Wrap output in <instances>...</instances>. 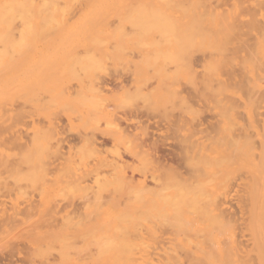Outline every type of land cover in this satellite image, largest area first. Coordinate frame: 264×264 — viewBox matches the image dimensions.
<instances>
[{"label":"rangeland","instance_id":"obj_1","mask_svg":"<svg viewBox=\"0 0 264 264\" xmlns=\"http://www.w3.org/2000/svg\"><path fill=\"white\" fill-rule=\"evenodd\" d=\"M22 1H23L22 2L23 7L26 8V6L29 5L27 6V8H30L29 15L31 16L32 14L31 20L28 19L30 23L29 35H26L25 36L26 40H24L25 43L27 42L26 45L28 44V47L24 46L23 48H20L22 51L19 50L18 47L19 35H17V32L19 31L20 27L17 25L19 21L17 20L16 17V19L14 18V20L16 21L15 24L16 26L14 27V29H16L14 30L15 31L14 37L17 38V42L15 43L16 50L12 57L11 67L5 73L4 71H0V124H1L0 126H2V128L0 129L2 133H0V135H3L0 136L1 137L0 220L5 218L4 220L10 221L9 223L7 222L8 223L7 224L6 221L2 220V222H4L3 225L2 222H0V227H3V231L2 228L0 229V264H47V261L48 264L50 263L51 264H89V262H93L95 256H96L95 262H109V261H115V259L118 260L119 262L121 261L123 262V260L126 259V256L127 257L131 256V254L129 253H132L134 251L133 248L129 249V247L131 246L133 247L134 245L135 248L136 246L135 242H134L135 244H133L129 241L131 240L133 242L132 240L133 238L130 236L131 230L133 228L136 229L135 225H137L138 222L134 219H137L139 215L144 217L146 221L147 219H150L148 223H150L151 221L150 225L146 224V221H144V223H141L142 220L141 216L139 217V220L141 219L140 224H142L141 227L140 225L139 227L140 229L143 228L145 232L146 229L144 227L146 228L148 227L147 228L148 231L149 228L152 229L154 227L152 226L153 224H156L155 227L157 228V230L160 226L163 227V224L165 223H167L166 224L167 226H164L165 227L164 229L163 228L159 229L160 233L163 230H165V232L164 231L162 232L163 234L157 232V230H155V227L153 228L154 230L153 229L151 230L153 232H150V230L146 232L149 235L150 234L152 235V233L156 231L157 233H155L156 234L155 236L157 237L155 238H158L159 236L158 241L157 239L154 240L155 238L153 235L152 236L154 239L152 240L151 237L150 239L155 242L150 241L147 236L146 239L137 237L138 238L137 242L139 241L138 242L139 244H137L136 248L140 245V242H143L142 239L145 240L144 244H148V245H154V243L157 242V245L159 244L160 246L161 244L164 243V245H162V247L164 246V248L166 246H169V244H171L172 242L173 244L176 242L177 243L180 242L179 241L180 239L182 241V244L180 243L181 247L179 246L180 245L179 243L178 245H176V247L178 246L177 249L178 251L180 248L183 250L184 248L187 250L188 247L189 249H193L191 246L188 245L189 243L187 241L192 240V238H194V235H197L196 233L198 234L200 233L199 235L201 236L200 237L202 240L201 242L203 243L204 239H202V235L207 233V230L211 228L210 226L215 225L213 222L214 215H211L212 218H209L210 217L209 214H212L215 211V209H213V207L211 208V204H210V206H208L209 208L207 209V211L204 210L207 208V204H209L210 201L213 202L212 199H214V202L215 200L218 202L219 199H220L219 201L221 202L225 201L227 203V204L225 203V206L228 205L227 200L231 201L229 203L230 205H228V209L230 213L231 212L232 214L234 213L231 216L232 217L235 216L236 218L234 217V219H231L229 222L228 220L230 219L231 216L230 217L228 216L230 215L229 213L227 215L224 214L227 213V207L224 206L226 208L225 209L226 212L223 211L224 212L223 215L229 217V219L227 220L225 219L226 228L216 223L217 224L215 225L216 228L213 227L212 231H208V234L209 232H211V235L213 237L210 234H209L210 236L204 235L210 237L211 240L214 241V243L212 241L208 242L209 239L205 238L206 242L208 243L204 242L203 244L207 245V247L210 246L209 248H211L212 246L214 248L216 247V245H218V243H220L219 240L223 238L227 239L228 236L230 237L231 236L229 235L230 232H232L231 234H234L236 240L237 231L235 232V230L239 231V228L241 227L240 226L238 228L237 225L239 226V224H241L242 221L244 220V219L241 220V218H246V216H249L248 214L250 213L249 211H252V209L249 210V208H252L251 197L254 196L255 199L264 197V194H262L261 192L263 190L264 193V176H263L264 170L262 167L259 166H258L259 168L257 169L260 170V172H258V170L255 171L253 168V164L257 162V159L260 155L259 152H264V149L262 151L258 150L262 146H263L262 148H264V145L261 146L259 142V138H261V136L264 135V134L262 135V133L264 132V130H262L264 129V125L262 127L261 124V122L264 123L263 122L264 115L262 114V112L264 113V91H263L264 77H261L263 79L262 81L260 76L257 75L260 72L259 74L261 76L262 75L264 76V72L263 74H261L262 70H260L263 69L264 66L263 65L264 41L260 40L262 39V35L259 38V34H261L260 31L264 30V25H261V29L259 28L257 30L260 24H264V17H263L264 5H262L263 1L262 0H46L45 2L42 3H40V1H36V4L37 3H40V5L46 4L49 11L52 9L65 11L66 14L64 13L63 16L67 17L68 20H66L64 24L58 22V24L61 23L62 25L60 24L58 25L56 22L52 24V22L50 23L49 21H48L49 23L48 25L44 23L42 24V22H40L42 24L40 25V23L35 19L34 16L35 11L32 6V2L30 0L29 1L27 0L29 3L25 2L24 0ZM24 2L28 4L26 5ZM128 4H132L134 6L140 5L141 7L144 6L149 7V6H153V4L156 5L155 7H158L168 4L173 7V11L169 15L174 17H179L180 19L174 20V22H172L173 26L172 25L165 27L153 26L152 28L148 27L147 29H149L150 31L148 33L142 27L144 29L143 33L145 32V35H143L142 33L141 34L142 36L140 38L131 41L130 40L126 41V38H128L127 37L128 34L126 33H129L133 27L128 26L127 24L128 22L126 23L125 21L123 22L117 21L115 16L116 14L120 13L118 12L119 11L118 9L121 6ZM238 4H240V7L242 8L243 6L244 8H248L251 6V8L249 11L247 12L245 11L246 12L245 14L239 15L243 9H241V11L239 12L238 6H236ZM252 5L253 6L255 5L254 8L255 7L257 8L258 6L260 7L261 5L260 8H262L263 10L262 9L260 10V8L254 9L252 8L253 7ZM251 9L252 11H254L253 13H256V15L254 14L256 19L259 18L261 19V21L260 20L257 21L256 29L253 28L249 29V27L248 28L242 27L243 21L244 22L246 21L245 23H247L248 21L251 20V19L247 20L251 17L249 16V12L250 14L252 13ZM22 10H24V8ZM244 10L242 13H244ZM256 10L259 12H257ZM29 11L27 12L29 13ZM237 13L238 16L240 17V18L237 17V20L240 19L239 21L242 22V24H240L242 27V28L240 27L242 31L240 30L238 23H235L236 18L234 17ZM247 13L248 15L246 16ZM190 19H191V23H190ZM36 23H39V25L36 26ZM185 23H189L190 25L188 26ZM231 23H235L236 27L233 24L232 26ZM249 23L250 22H248V24ZM43 25H45V27H43ZM13 26L14 25L12 24V27ZM237 26L239 29L237 28ZM245 26L247 27V25ZM229 27L231 28L229 29ZM236 29L238 30L237 33L235 32L237 31ZM243 30L247 33L249 30H251L249 31V33L251 32L255 33V36L254 35L250 36L249 33H248L249 35L246 33L245 34L246 37H245L244 35L245 32ZM240 32L242 33L244 32L243 36L242 33L239 35ZM235 35H237V38H241V43L244 42L245 44L248 41L249 46L248 44L245 45L244 46L245 49L247 48V46H248L247 48L248 50L250 46H252L250 47L251 49H254V55L252 56L251 54H253L252 53L253 51L250 52V54L249 52L248 53L246 52L244 54L243 53L244 51H242V47H240L241 51H238L240 55L239 57L242 58V55L247 54L246 56L243 57L245 60L244 61L242 59L243 62L239 60V57L237 55L234 56V54L237 53L235 52V50L233 52L234 47H236L235 44L242 46V44H240V41L239 43H237L238 39L235 38L236 37ZM238 36L244 37V40L242 37H238ZM255 37L257 39L256 41H255ZM95 38H97V42L91 43L93 39H94L93 42L96 40ZM159 45L160 47L164 46V49L166 50L163 52L158 50ZM91 47H98L105 49L107 48L112 49L115 47L116 49L119 48V53L117 52L118 54L114 55L113 57L114 59L113 58L110 59L107 57L108 59L105 58L104 60L101 61V63L99 62V64H96V66L94 65L95 67L94 66L90 67L89 64H88L89 66H86L88 62H86L87 59L83 55L85 49ZM152 48H155L154 53L153 51H151ZM148 49H151L149 51H151L153 54L155 53L159 54L161 52L162 54L160 53L159 56L157 55L158 56L157 59L159 60L160 58L161 60L159 61L154 60L155 58L153 57L154 58L153 59L149 55L150 52H148ZM156 49L159 52L158 51L156 52ZM235 49L237 50L238 48ZM146 52L149 53L148 54L149 56L146 55L147 54ZM224 54H228V56L229 55L232 56L230 58L231 61L222 59L225 57ZM161 55L164 57L161 58ZM81 56H83L84 59L86 60H84L83 57L79 60V57ZM219 56L221 60H219L220 59ZM247 56L249 57V60L247 59L249 63L245 59V57ZM250 57L253 61L255 59L254 63H256L257 60V63L255 64V66L257 65L256 68L258 67L259 63L260 65H263L262 68H260L259 65V68L256 70L254 68L253 62H252L253 63L252 66ZM151 58L155 62L152 61ZM227 58L229 59V57ZM13 59L15 61H13ZM150 60H151V64L153 65L149 64ZM220 61L223 62L229 61L228 66L230 67L227 68L232 69L230 70L229 73L233 75L229 74L228 77L236 80V81L233 80L234 83H232V80L231 82H228L229 86L232 83V87L234 86L233 89L228 88V85H227V89H224L226 87L223 81H225L226 78L224 77L225 75L227 76L228 71L224 75V72H226V70L222 71V67H226V65L225 66L223 65L220 69L218 65L220 64L218 63ZM240 61L243 65L240 63ZM238 63L241 64L242 66L239 65ZM154 64L156 66H154ZM237 65H239L240 68H245L244 70L243 69L242 70L245 71L247 75L244 74L245 76L243 77L245 78L247 77L248 79L251 78L250 81L248 80V83L251 82L252 84L253 82V84H255L254 85L255 87L251 86V84L248 83L247 86H249V88L245 86L246 85L245 80H247V78L246 79L241 78L243 81L240 79L241 70L239 68L240 73L236 71V69L238 70ZM244 65H248V66L246 67ZM114 72L116 74L117 73L128 74L127 75L128 78L126 82L128 91L126 90L125 94H121L120 92H118L119 89H117L116 91L117 93L111 94L110 92L104 91L102 92L101 95L97 89L98 87L96 86V84L101 83L103 79L109 78L110 76H112V74H114ZM130 72H135L136 76L134 77L136 79L131 80V77H129ZM254 72L255 73L257 72L256 76L257 79L260 78L258 79L259 81H257L256 76L253 77ZM237 73L240 74L239 77L236 76L238 75ZM52 76L55 77L56 79L55 82H53L54 80L52 79ZM220 77L221 79H223L222 81L219 80ZM228 77L227 80L225 81L226 84L227 81H229ZM238 78L239 80H237ZM206 79L209 81H207ZM205 80L210 84L208 85V89L204 88L206 83ZM203 81L205 83H203ZM237 81H241L242 84L245 82L244 83L245 85H241L240 82L239 84L240 87H239L238 84H236ZM221 82H223V85H220ZM217 83L220 85V87L218 86L219 88L217 87ZM235 84L238 86V89L241 88L240 89L241 92L240 90L237 89V86ZM211 85L213 86L212 88ZM250 86L251 88L253 87L255 90L253 88L250 89ZM246 87H247V91L249 89V91L251 90L252 92L249 93L248 91L247 93L249 95L245 92ZM256 87L257 89L260 90L262 89V90L261 91L256 90ZM209 88L212 90L210 91ZM220 88L222 90L221 93L220 91L218 92ZM242 89H244L243 93H242ZM206 90L207 91L209 90L210 92L209 91L207 92ZM257 91H260L258 93L261 96L257 94ZM68 92H71V94L76 97V98L73 97L75 99L74 102L67 101L65 99L66 97L65 95H67ZM244 92L249 96L248 98ZM255 92H256V96L255 94H253ZM222 93H223V98H225L224 97V93H225V95L227 94L230 96L231 99H233V102L235 97L236 100L239 99L238 101L241 102L235 101L236 103H238V105L236 104L237 107L235 106V108H234L235 102L234 105L231 102H226L224 104L225 99L224 100L222 99ZM251 96H253L254 98ZM257 97L258 99L261 98L260 102H258L259 100L256 99ZM228 99L229 98L227 97V100ZM249 99H251L250 100L251 102H249ZM252 102L258 103L257 104L258 108L256 107V104L253 107L254 113L257 112L256 114L253 113V109L251 110ZM250 103L251 105H248ZM231 104L233 105L232 106L233 110L234 109L238 110V111L234 110L236 114L234 111H232V109H230ZM239 104L240 105L243 104L241 105L243 106V108L240 107ZM221 105L222 106L224 105L225 107L228 106L226 110L230 109L228 111L230 112L228 114L229 120L227 119L228 116L226 117L227 114H224L227 111L223 112L225 108L223 106V110H222ZM102 107L103 109L107 108L105 109V111H109L110 113L108 112L107 114L106 112V114L104 113L105 115L101 116L102 113H100L99 109H102ZM134 107H136L138 109L137 112L139 113L140 111V114L142 115L139 114L136 117L135 115L128 116L129 109L137 110ZM240 110L242 111L240 116L243 119L242 121L240 120L241 118L239 117V115L237 116V112L238 114H240L239 113ZM94 111L96 112V114H93L95 113ZM98 111L100 114L98 113ZM141 111L144 113H141ZM97 113L100 116L96 117V115H98ZM259 113H261V116L258 115ZM92 114L94 115V117L92 116ZM223 115L225 118L222 117ZM254 115L255 117L252 118V116ZM256 115L259 116L258 117L259 119L256 118L257 117ZM118 116L120 117L125 116L127 117V119L131 118V121L133 123L130 124L131 130L129 129L128 130L129 132L127 134L129 135V140L128 139L125 140L126 139L125 136L123 137L124 140H122L123 138L121 137V140L118 139L116 143H113L114 141L112 142L109 135H111L113 131L117 130V128H115V126L117 127V123H119V127H121L122 125L123 128L125 127L127 128V126H125L126 124L123 121L119 120ZM235 116H237L238 118L237 117L235 118ZM244 118H246V120ZM88 119H90L91 122ZM115 119L117 120V123ZM220 119L221 122H219ZM226 120L227 121L232 120L230 121L232 122V125L234 122H235L234 124L236 125H233L234 127H232L230 125L231 123L227 122ZM259 120L260 122H258ZM256 121L258 122V124L255 123ZM144 122L145 124H143ZM225 122L229 123V125L231 126L230 128L231 130L232 128H234L235 130V131L232 130L230 132L237 133L238 131V130L236 131V129L238 128L237 126H239L238 129L240 131L242 132L244 131L246 132V134L251 131H252L251 133H253L254 131L253 133L254 135L252 134L253 136H249V140L248 141L246 140L247 142L250 141V143L249 144L246 143L244 145V137L241 136L243 135L242 132H240V134L242 133L241 135L238 133L240 138H238L235 133L233 134L228 132L230 129L229 127H227L228 125ZM242 122H245V124L243 123L242 125ZM120 123L122 124L120 125ZM246 124L250 125V128H248L250 129V131H248L247 129V127L249 126L245 127ZM260 126L261 129L259 130ZM243 127H245V129ZM115 132H116L115 135H117L118 132L117 131ZM104 133L105 134L108 133V136L106 137L103 136L105 137L104 138L105 140L102 141L103 137L101 136L105 135ZM131 133L134 135L133 137H131L132 136ZM229 134L230 135L233 134L237 137L236 139L235 136H233L234 138L231 137L234 139V141L238 140L236 147H235L236 143L235 145H232V143H234L233 140L229 141L231 139L229 138L230 137ZM246 134L244 133V136H246L247 139V136L250 135V133L248 135ZM92 135H95L93 137L95 139H98L99 141L101 140L102 142H104L105 145L103 144V146L93 148L89 141ZM257 135L260 137H257ZM219 136H222L220 137L221 139L223 138V136H225V140L222 141L223 142L222 144L221 143L216 144L218 142H221ZM228 138L229 140H227ZM255 138L258 139L257 141L258 143L253 140ZM11 139L12 140L14 139V142L13 141L11 142ZM154 139L155 142H153ZM215 139L217 140V142ZM109 140H111L110 143ZM252 140L254 143L256 142L257 144H253ZM224 141L232 142L231 144H229V148L226 147L228 145H226L227 143H225ZM241 142L243 143L241 144ZM54 143H57L58 145H55ZM252 144H253V148H251ZM254 145H259V146L258 147L255 146L256 147L255 148ZM148 146L149 148H147ZM197 147L198 149H200L198 150L199 153L196 151ZM225 147L226 150L224 149ZM238 147L241 148L240 151ZM232 148L236 149V150L234 149L233 151V155H232L233 157L230 155L232 154V152H230L233 150ZM140 149L143 150L140 152ZM243 151L246 154H244ZM254 151L256 152L258 151V152L256 153ZM243 154L245 156H243ZM223 157L224 159H226V157L228 159L229 157L228 161L231 164L227 161V159L225 160V162L227 161L226 164L225 162L221 163L220 165L221 168L222 167L225 168L224 170L226 172L230 170L227 174L225 172V174L227 175L226 176L222 168L220 170V172H222L220 174L222 176L221 177L219 175V172H217L219 171L220 168L218 169V167H215L216 166L215 163H218L220 160L222 161ZM118 158H122V161L119 160ZM157 160L159 161L156 162ZM162 160L164 162H162ZM98 161H100L101 167L104 166L102 162H105L106 165L107 163L119 161V163L122 164L120 165L122 166V171L123 174L125 175L124 178L126 179L123 180L121 178L118 179L122 180L123 183L126 182L127 186L124 185L125 183L121 184V183H116V181L114 182L113 178L111 180V177H113V175L111 172H109L111 170L110 168L108 169L107 166H104V168L105 167L107 168L106 171H105L106 168L102 169V171H100L101 167L100 169L99 167L95 168L94 166L97 167V165L94 164H97ZM209 164L212 165V168L211 166H209ZM92 165H94L93 167L100 172L96 176L92 175L93 176L92 177L90 175L91 177L90 176L86 177L85 171L86 172H88V170L90 171ZM200 166L205 171L203 169L201 170ZM205 166L208 168H205ZM237 167H239L240 169L239 168L237 169ZM86 168L87 169L90 168V169L87 170ZM191 168H195V170L199 168L201 170L199 171L205 172V175L203 173L202 176L200 175L199 177H197L201 173H198V169H197L196 172L198 174H195L194 173L195 170ZM210 168L211 170H209ZM243 169L246 170V172L243 171ZM83 171L84 173H82ZM192 171L194 174H192ZM209 171L212 172V175L213 172L216 173V176L213 175V177H207L206 176L207 173H208L207 175L210 176ZM240 171L241 173L243 171V174H241ZM247 171L249 175H251V176L248 175L249 176L248 180L250 178V181L248 182L246 179V182H244L245 176H247L246 174H248ZM236 173L238 174L237 175L238 177L240 176V174L241 176L243 175L244 177V179L242 177L243 182H240L242 181V179L237 178ZM251 173L254 176L253 178H255L254 183L256 181V185L255 188L253 185L251 190L248 189L253 194V196H251L252 194L249 192V195H247L249 196L247 198V200H249L248 203L247 200L245 201L246 194H243V192L245 193V190H243L244 188L243 189L240 188L245 186L247 183L248 184L245 186V188H247L248 185L252 186ZM79 174L81 175L84 174L83 176L86 177L87 180L84 179L85 181L84 182L83 179H81V177L83 176ZM191 174L193 175V178ZM78 176L79 177L81 176L80 180H82L83 183L78 180L79 179ZM182 177L184 178V180L181 179ZM235 177L236 180L238 179L240 181L237 182L235 181L234 183L233 180H235ZM208 178L210 179L214 178V180L212 179L213 181H210L211 183L208 182L209 185L206 184L205 186H203L204 183H206L205 181L208 180ZM180 179L184 182L183 185L180 188L178 187L177 189L178 190L184 189V191H186L185 188L189 186V189L187 187L188 189L187 194H189V195L186 194L188 198L187 200L191 201V199H189L190 194H193L194 197L191 196V198L193 200V203L195 204H193L191 201L189 203L191 204L190 206L187 203L188 201H186V199L184 198L186 197L185 194L181 193L182 195H184L183 196L184 200L180 195L181 197L180 201L181 202L186 201V203L182 202V205L179 206L178 204L179 200L177 199H180V197L179 198L177 197L178 195L175 192V190H173L175 189V187L173 188V186L174 185L176 186L178 182L179 183L182 182ZM222 179L224 180L227 179V180L223 182ZM120 180L117 181L119 182ZM186 180L187 182H190V184L187 183ZM185 182L187 183V185L184 186ZM218 182H222V184L221 183L218 184ZM239 182L241 183L242 186L240 185ZM233 183L235 188L233 187ZM236 183L239 184L238 187ZM242 183H246V184L243 185ZM144 184H145L144 187H148V189H152L155 191L159 190V193L161 194H158L159 196H157L155 195L156 192L151 190L149 191L148 189H147L148 191H146V188L143 189V187H142L143 191L141 190L140 193H143L145 190L146 191L144 192L145 194L144 193L142 195L139 194L138 190H140V187L143 186ZM227 184H230V186L232 184L231 188L229 185L226 186ZM210 185L213 187L212 188L213 190L211 189ZM223 186L226 188H224V190L222 191ZM236 187L238 188V190L240 189L239 190L240 192L236 190L237 189ZM215 188L217 189L215 190ZM203 189L205 190L202 192ZM253 190L254 191L257 190V191L254 192ZM172 191L176 193L177 196L176 195L175 196L177 198L172 196L175 194V193L172 194L173 193ZM220 191H222V193L224 192L223 195ZM235 191H238L239 193L237 192L236 194ZM241 191L243 192L241 193ZM150 192H152L151 194L155 193L154 196L149 195ZM201 192L203 193V195ZM208 192L211 194L210 195L211 198L215 194L218 195L219 192L220 195L218 196L215 195L214 196L215 198H212L210 200L208 199L210 198L208 194L205 200L203 196L205 197ZM225 192L230 194L228 199L226 197L228 196V194L225 195ZM164 194L167 195L169 194V195L167 196ZM239 194L245 195L242 196L244 199L240 198L241 195ZM200 195H202V198L200 197L201 199L199 198ZM236 195H238L239 198H237ZM155 196L158 198H156ZM165 196H166V200H165ZM220 196L221 198H219ZM223 196L226 197L225 200L222 199L224 198ZM159 197H161V199H159ZM168 197L171 200L173 198H176V200L178 201V202L176 201V203L174 204L175 207L178 206V208L174 207L175 210L176 209L177 211L179 210L178 212L176 211L177 213L176 212L173 213L174 209L170 207L172 206L171 203L173 200L170 203V200L167 199ZM144 199L146 200L144 201ZM162 199H164L165 202L170 203L169 207L173 210V212H171L172 210H170V208L167 207L168 204L163 202ZM198 199H200V201H203L201 202V204L202 203L204 204V200H205L206 204L205 205L202 204V206L199 207L198 204L200 203L198 202L200 201H198ZM99 200L101 203L96 202ZM150 200H156V201H150ZM236 200H238L237 203H235ZM239 200L241 201L244 200L245 202H247V205L248 204L249 205L245 206L244 204L246 203L244 202L243 204L242 202L243 204L242 206V204L239 203ZM153 202L155 204H153ZM162 203L165 204V206L169 208V210L167 208L165 209V206H163ZM156 204L159 206V208L160 206H163V210L157 208L158 206ZM176 204L178 205L176 206ZM185 204L186 205L188 204V206L190 207H187ZM195 205L198 206L195 207ZM183 206H185L186 209ZM244 206L247 207V209ZM191 207L192 210L193 208L198 209L202 207L204 211H202V209L199 211L198 209L197 212L196 210L192 212ZM139 208L142 211H139L138 213ZM242 208L243 209L245 208L248 212L245 209H244L245 211H243ZM156 209L157 210L159 209V211H157ZM238 209L241 211H239ZM136 210L137 212H135ZM17 211L18 213L16 214L15 212ZM210 211L212 212L210 213ZM242 211L245 213L247 212L246 214L248 215L246 214L244 215ZM50 212L53 213L47 215V213ZM54 212L57 214H55ZM157 212L162 213V215L160 216V214H158ZM168 212L172 214L170 215L168 214ZM201 212L204 213L205 215L201 214ZM95 213L98 214L96 215ZM156 213L158 214L159 217L157 216ZM192 213L195 214L193 215ZM238 213L240 216L238 215ZM88 214H90L91 217L93 216V219L95 221L91 217H89L90 215ZM163 214L165 215L163 216ZM174 214L177 215L176 218ZM8 215H10V218L12 216L11 218L12 220L6 218L8 217ZM41 215L44 216L40 218ZM49 215L52 216L54 215L52 217L53 218L52 220L54 221L53 223L50 220L51 218ZM116 215L122 218L123 221L120 218L119 219L122 222L118 221L119 219L117 218ZM123 215H127L128 217L132 216L131 218L133 221L131 220V218L128 219L124 216L125 219L130 220V221L127 220L125 221ZM169 215L171 216V218L173 217L176 220H173V218L170 219V217H168ZM56 216L57 218L58 217L60 219L62 218V221L59 220L62 223H60L57 220ZM86 216H88L89 219L91 218L90 221ZM133 216L136 217L134 218ZM251 216L252 214L249 217L251 218ZM83 217L87 218L89 222H87L86 219H84ZM204 218L207 219L205 221H208L209 219H211V221L209 220V222L206 223L203 220ZM168 219H170L171 223ZM237 219H240L241 221ZM249 220L250 222L247 224V226L251 223V219ZM249 220L245 219L246 223ZM42 221L43 222L45 221V223L46 221L47 222L51 221V223H46L47 225L51 226V228L49 226H48L49 228H47V226ZM78 221L83 223H80V225H78L79 223L75 224ZM173 221L176 223H174ZM58 222L61 224V226L59 224V228L56 227ZM101 222L103 223L107 222V223L103 224ZM134 222L137 223L133 224ZM236 222H238V224ZM84 223L85 225H83ZM204 223L206 227L204 226ZM234 223H236L235 225L236 227L232 226ZM243 223L245 224L244 221ZM244 224L242 225L246 226ZM94 225L96 226V228H99V226L102 227V229L101 228L100 229L103 230V232L101 230H96ZM126 225H128L129 228ZM157 225L159 226L157 227ZM230 225L236 229L234 230L233 228H231ZM52 227L55 228L52 229ZM120 227L122 228L126 227L125 230L128 232L130 231L129 233L126 232L127 236L130 234L128 237H131L132 239L129 238L130 239L129 240L126 235L124 236V234L126 233L122 231L123 230L122 228H121L122 230L119 229V232L116 231V229L118 230V228ZM207 227L209 228L207 229ZM92 228H95L96 231L92 232L93 231ZM112 228H114L115 230H113ZM217 228L219 229L218 231ZM246 228L242 227V229L240 228L241 230L240 232L242 233L238 232L240 235V237L238 236L239 239L240 238L243 239L245 237V234L244 235L242 234L246 233V237L244 238L246 240L244 239H243L244 241L241 239L240 241L236 240L235 243L237 245V243L239 244L240 242L241 246H243V243L244 244L247 243L246 245L250 247L246 246V249L248 248L247 250L244 249L246 252L243 250V248L245 247L243 248L241 247V249L245 253H247V251L252 248L251 240H248L250 238L249 232H247V230L245 232L243 231ZM58 229L59 230L62 229V230L59 231ZM220 229L223 230L224 233L221 232ZM225 229L230 231L227 232V230L225 231ZM81 230L85 233V235H82L84 236L82 239H81L82 236L79 237L80 234L83 233ZM166 230L168 232H166ZM170 230L172 231V233ZM90 232L92 233L91 237H90L91 234ZM122 232H124V234H122L123 236H120V233ZM141 232H143L142 229L141 231L138 229L133 230L132 236L135 238L136 237L135 235L137 233L140 236ZM173 232L174 235H172ZM216 232L220 233V235L222 234L223 237L219 239L220 236L218 233L216 235ZM164 233H165V237L168 236L172 237V240L171 237L170 240L169 238H167L169 240L167 244H165L167 242L166 238L164 237L165 238L164 239L162 237ZM86 234H88V236ZM106 234H108L109 236ZM148 234H143V237ZM113 235L114 237H112ZM184 235H186L187 237ZM214 235L217 236V239L216 236ZM97 236H99V238ZM101 236H103L102 238L104 240L102 239L101 240L102 242H98ZM197 236L196 239L200 241V239ZM108 237L109 239H107ZM160 237H162V239H160ZM183 237H184V241H183ZM112 238L113 239L115 238L114 242L112 241ZM124 238H125V242L129 243V244L124 243L125 248H127L126 252H129L128 255L125 254L126 252L124 253L125 248H123L122 251L118 249L119 246L122 248L123 246L122 241L124 242ZM231 238H233V235ZM225 239H223L224 241L223 244L226 245V243H228L227 241L229 240L226 241ZM108 240L112 242H109ZM92 241L93 244H91ZM104 241H106V243ZM170 241L172 242L170 243ZM241 241H243L242 244ZM95 242H96V246L94 247ZM107 242H109L112 246L115 245L114 250L106 249L110 246V244H108L109 245L108 247L105 245L107 244ZM150 242L152 243L150 244ZM183 242L184 243L186 242L188 244L184 247ZM196 242L198 241L196 240ZM196 242L195 244H197ZM211 242L213 243V245L211 244ZM249 242L250 244H248ZM101 243H105L104 245L106 248ZM202 243L200 244L199 242L198 244L200 246L198 245L197 246L204 247L201 246ZM116 244L117 245L119 244V246H116ZM144 244L141 243V245ZM191 244L192 246H194L193 245L194 243ZM91 245L93 246L91 247ZM172 245H170V248H174V246ZM228 245H231L230 241L227 244V246ZM102 246L103 248H101ZM197 246L195 245L194 248H196ZM65 247L67 248V250ZM98 248L100 252L102 251L101 249H103V252L105 250L108 251L107 252L105 251V253L103 252L99 253L97 255L96 253L98 252L97 251ZM168 248L169 247L165 249ZM64 249L66 251L65 255L68 254L69 256L67 257L69 258L66 257L67 259L60 260V258L58 257L62 255L61 253H64ZM88 249L89 250L92 249V251L94 250L97 252H95L94 254V251L92 253V251L90 250L89 252ZM113 251L116 252L113 253L112 256ZM117 251L123 252L126 256L123 254L119 256L120 253ZM252 251L253 249L248 251L247 253L248 256H245L244 253H241L242 256H244V259L248 257L249 259H247V262H242V263L240 262V264H252V263L261 264V262H258L255 255H253V253L254 254L256 253ZM80 253L82 254V256ZM89 253L92 254L94 257H92L91 255L90 257L87 258L86 255L88 254L87 256H89L90 255ZM181 253L184 254L183 252ZM77 254H80L79 258H83V255H85L84 257H86V259L83 258V260L82 259L75 260L76 258L75 256H77L78 258ZM102 254L103 256H101ZM116 254L118 255L116 256ZM118 256L121 259L118 258ZM131 257L136 258L137 255H135V257L132 255ZM181 258L184 260L185 254ZM250 258H255L252 260L254 261L256 260V262H253L252 260L250 261ZM127 260L128 261L130 260L129 257L127 258ZM125 261L126 260H124V262ZM184 262H187V260L186 261L184 260Z\"/></svg>","mask_w":264,"mask_h":264},{"label":"bare ground","instance_id":"obj_2","mask_svg":"<svg viewBox=\"0 0 264 264\" xmlns=\"http://www.w3.org/2000/svg\"><path fill=\"white\" fill-rule=\"evenodd\" d=\"M24 1H25V2H28L29 0H28V1H27V0H24ZM30 1L32 2V6H33L34 11H35V12H34L35 19H36L39 23L42 22V24L44 23V24L48 25V24H49L48 21H49L50 23L52 22V24H53L54 22H56L57 24H58V22H61L62 24H64L65 21L68 20L67 17L63 16V14L65 13V11H63V10H57V9H52V10L49 11V9H48V7L46 6V4H41V5H40V3L45 2L46 0H30ZM36 1H40V3H37V4H36ZM262 1H263V2H262V3H263L262 5H264V0H262ZM22 2H23L22 0H0V71H4V73H5L7 70H9V68L11 67L12 57H13V55H14V53H15V50H16V45H15V43L17 42V38L14 37V36H15V31H14V30H16V29H14V27L16 26V25H15V24H16V21L14 20V18L16 19V17H17V20L19 21V23H18L17 25L20 27L19 31L17 32V35H19V37H18V39H19V40H18V42H19V44H18L19 50H21L20 48H23L24 46H27V47H28V44L26 45L27 42L25 43L24 40H26V37H25V36H26V35H29V25H30V23H29V20H28V19L31 20V18H32V17H31L32 14H31V16L29 15V14H30V11H29L30 8H27V6H29V5H27L29 2H28V3H25V2H24V3L27 5L26 8L23 7ZM238 3H239V2H238ZM30 4H31V3H30ZM163 4H164V3H163ZM143 6H144V5H143ZM155 6H156V5L153 4V6H149V7H145V6H144V7H141L140 5H139V6H134V5H132V4H128V5H123V6H121V7L118 9V10H119L118 12H120V13H119V14H116V16H115L116 20L119 21V22H120V21H121V22L125 21L126 23L128 22V23H127L128 26L133 27L132 30H130L129 33H126V34H128V36H127L128 38H126V41H128V40L131 41V40H135V39L140 38V37L142 36L141 34L143 33V30H144V29H145V31H146L147 33L150 32L149 29H147L148 27H149V28H150V27L152 28L153 26H160V27H163V26H164V27H165V26H170V25H172V22H174V20H179V19H180L179 17H174V16L169 15V14H171V12L173 11V7H172V6H170V5H168V4L163 5V6H158V7H155ZM236 6H238V10H239V12L241 11V9H243V10L245 9V10H244V13H242V12H243V10H242L241 13H240L239 15H241V14H245V13H246L247 11H249L250 8H251V6L248 7V8H244V6H243V8H242V7H240V4H238V5H236ZM252 6H253V5H252ZM254 6H255V5H254ZM254 6H253L252 8H254ZM239 7H240V9H239ZM260 7H261V5H260ZM260 7L258 6L257 8L259 9ZM23 8H24L25 12H24V10H22ZM257 8L255 7L254 9H257ZM263 8H264V6H263ZM27 9H28V10H27ZM261 9H262V8H260V10H261ZM262 10H263V9H262ZM27 11H29V13H28ZM61 11H62V12H61ZM245 11H246V12H245ZM256 11H257V10H256ZM256 11H255V12H256ZM251 12H252L251 14H250V12H249V16H251V17H250L249 19H247V20H250V19H251L250 21H248V22H250V23H249L250 25L248 24V22L245 23L246 21H245V22L243 21V24H242V22L239 21L240 19L237 20V17H239V16H238V13L235 15L234 18H236V21H237V22L235 21V23H238L239 28L241 27L240 24H242V27H245V28H248V27H249V29H250V28H251V29H252V28H253V29H256V27H257V21H258V20L261 21V19H260V18H259V19H256V17L254 16V14L256 15V13H253L254 11H252V9H251ZM257 12H259V11H257ZM263 12H264V10H263ZM26 13H27V14H26ZM65 14H66V13H65ZM252 14H253V15H252ZM217 15H218V13H217ZM247 15H248V13L246 14V16H247ZM243 16H245V15H243ZM252 16H253V17H252ZM257 16H258V15H257ZM28 17H29V18H28ZM192 17H193V16H192ZM218 17H219V16H218ZM221 17H222V16H221ZM254 17H255V18H254ZM263 17H264V15H263ZM24 18H25V19H24ZM223 18H224V17H223ZM239 18H240V17H239ZM21 19H22V20H21ZM26 19H27V20H26ZM255 19H256V22H255ZM59 20H60V21H59ZM252 20H254V21H252ZM14 21H15V22H14ZM37 21H36V22H37ZM46 21H47V22H46ZM157 21H158L159 23H158ZM185 21H186V20H185ZM193 21H194V20H193ZM224 21H225V19H224ZM238 21L241 22V23H239ZM251 21L254 22V23H256V24L252 23ZM30 22H31V21H30ZM45 22H46V23H45ZM175 22H176V21H175ZM39 23H36V26H38ZM61 23H59V24L62 25ZM178 23H179V22H178ZM190 23H191V19H190ZM235 23H231V25L233 24V25L236 27V24H235ZM258 23H260V22H258ZM12 24L14 25L13 27H12ZM42 24L40 23V25H42ZM59 24H58V25H59ZM127 24H126V25H127ZM185 24H187L188 26L190 25L189 23H185ZM185 24H184V25H185ZM251 24H252L253 27L251 26ZM219 25H220V24H219ZM231 25H230V26H231ZM233 25H232V26H233ZM245 25H247V27H246ZM258 25H259V24H258ZM261 25H264V24H260V25H259L260 27L258 26L257 30H258L259 28L261 29ZM172 26H173V25H172ZM254 26H255V28H254ZM40 27H41V26H40ZM43 27H45V25H43ZM142 27H143L144 29H143ZM235 27H234V28H235ZM242 27H241V28H242ZM220 28H221V27H220ZM227 28H228V26H227ZM230 28H231V27H229V29H230ZM237 28H238V26H237ZM239 28H238V29H239ZM241 28H240V30H241ZM12 29H13V30H12ZM17 29H18V28H17ZM38 29H39V28H38ZM222 29H223V28H222ZM262 29H263V27H262ZM233 30H235V29H233ZM236 30H237V29H236ZM244 30H245V29H244ZM244 30H243V31H244ZM247 30H248V29H247ZM247 30H246V31H247ZM241 31H242V30H241ZM249 31H251V30H249ZM249 31H248V33H249ZM263 31H264V30H261V31H260L261 34H259V33L257 32V33L259 34V38H260L261 35H262V39H260V40H262V41H264V38H263V37H264V36H263L264 32H263ZM235 32L237 33L238 30L235 31ZM244 32H245V31H244ZM244 32H243V33H244ZM255 32H256V30H255ZM26 33H28V34H26ZM232 33H234V32H232ZM241 33H242V32H240L239 35H240ZM243 33H242V36H243ZM246 33H247V32H245L244 35H245ZM248 33H247V34H248ZM257 33H256V34H257ZM262 33H263V34H262ZM249 34H250V36H252V35L255 36V33H252V32H251V33H249ZM249 34H248V35H249ZM143 35H145V32L143 33ZM235 36H236L235 38H237V35H235ZM242 36H238V37H242ZM254 36H253V37H254ZM125 37H126V35H125ZM245 37H246V35H245ZM242 38H243V40H244V37H242ZM95 39H96V40H95L94 42H93L94 39H93L92 41L90 40L91 43H96V42H97V38H95ZM237 39H238L237 43H239V41H240V44H242V46H241V45H237V44L234 43V44L236 45V47H234L233 52H234V50H235V52H237V53L234 54V56H235V55H237L238 57L240 56V55H239V52H238V51H241L240 47H242V51H244V52H243L244 54H245L246 52H247V53L249 52V54H250V52L253 51V52H252L253 54H251V55L253 56V55H254V49H251V48H250V47H252V46L249 47V50L247 49L248 46H249L248 41H247V43L244 44V42L241 43V38H237ZM237 39H236V40H237ZM239 39H240V40H239ZM245 40H246V39H245ZM247 40H248V39H247ZM256 40H257V39H256V37H255V41H256ZM234 41H235V40H234ZM262 41H261V42H262ZM135 42H136V41H135ZM245 42H246V41H245ZM130 43H131V42H130ZM256 43H258V42H256ZM158 44H159V43H158ZM247 44H248V46H247V48L245 49L244 46L247 45ZM237 46H238V47H237ZM158 47L160 48V49L158 48V50H160L161 52H163V51L166 50V49H164V46L160 47V45H159ZM243 47H244V49H243ZM235 48H238V49L236 50ZM24 49H25V48H24ZM146 49H147V48H146ZM154 49H155V48H152V50H151V49H148V52H150V54H149L148 52H146L147 54H146V53H145V54H146V55L149 54L152 58H153V57L155 58V59L153 58L154 60H158L157 57L159 56V54H160L161 52H160L159 54L155 53V54H156V55H155V54H153V53H154ZM239 49H240V50H239ZM149 50L153 51V53H152L151 51H149ZM158 50L156 49V52H157ZM21 51H22V50H21ZM146 51H147V50H146ZM117 52L119 53V48L116 49L115 47L112 48V49H108V48L105 49V48L91 47V48H87V49H85V51H84V55H83V56L86 57L87 60L84 59L83 56L79 57V60L83 57V59L86 60V62H88L86 66H89V65H90V67H92V66H94V65L96 66V64H99V62L101 63V61L104 60L105 58H106V59H108V58H110V59L113 58L114 55H117V54H118ZM120 52H122V51H120ZM158 52H159V51H158ZM115 53H116V54H115ZM137 54H138V53H137ZM151 54H152V55H151ZM161 54H162V53H161ZM249 54H248V55H249ZM85 55H86V56H85ZM149 55H148V56H149ZM157 55H158V56H157ZM224 55H225V57L222 58V59H224V60L226 59V60H230V61H231L230 58H231L232 56H230V55L228 56V54H224ZM224 55H222V56H224ZM226 55H227V56H226ZM246 55H247V54H246ZM246 55H242V58L239 57V60H241V61H242V59L244 60L243 57L246 56ZM143 56H145V55H143ZM237 56H236V58H237ZM249 56H250V55H249ZM252 56H251V57H252ZM14 57H15V56H14ZM107 57H108V58H107ZM141 57H142V56H141ZM163 57H164V56L161 55V58H163ZM227 57H229V59H228ZM247 57H248V56H247ZM247 57H245V59H246V60H247V59L249 60V57H248V58H247ZM251 57H250V61H251V63H252V62L254 63L255 59H254V61H253V60L251 59ZM146 58H147V57H146ZM152 58H151V60L154 61ZM219 58H220V56H219ZM252 58H253V57H252ZM113 59H114V58H113ZM145 60H146V59H145ZM151 60H150L149 64H150V65H153V64H151ZM159 60H161V59L159 58ZM159 60H158V61H159ZM219 60H221V58H220ZM248 60H247V62H248ZM13 61H15V60L13 59ZM241 61H240V63H241ZM244 61H245V60H244ZM154 62H155V61H154ZM225 62H226V63H225ZM225 62L220 61V62H218V63H220V64H218V65H219V68H220V69H221V67H222L223 65H224V66L226 65V67H222V71H223V70H226V72H224V75H225V74L227 73V71H228L227 76L225 75V77H224V78H226V79H225V81H226V80H227V77L229 76V74H231V73H229V72H230V70H232V69L227 68V67H230V66H228V65H229V64H228L229 61H225ZM236 62H237V61H236ZM242 62H243V61H242ZM262 62H263V61H262ZM138 63H139V62H138ZM146 63H147V62H146ZM146 63H145V64H146ZM158 63H160V62H158ZM158 63H156V64H158ZM223 63H224V64H223ZM248 63H249V62H248ZM253 63H252V66H253ZM256 63H257V60H256ZM256 63H254V68L257 70V69L259 68L260 63H259V65H258L257 68H256L257 65L255 66ZM82 64H83V63H82ZM88 64H89V65H88ZM92 64H93V65H92ZM238 64H239V63H238ZM241 64H242V63H241ZM241 64H239V65H241ZM261 64H262V63H261ZM83 65H84V64H83ZM239 65H237L238 70L236 69V67H235V69H236V71H237L238 73H240L239 71L241 70V73H240L241 75L237 73L238 75H236V76L239 77V75H240V79H241V78L243 79V78H245V77H243V76H245V75H247V74L245 73V71H243L245 68H240ZM242 65H243V64H242ZM242 65H241V66H242ZM263 65H264V62H263ZM263 65H260V68H262ZM95 66H94V67H95ZM136 66H137V64H136ZM154 66H156V65L154 64ZM157 66H158V65H157ZM244 66L247 67L248 65H244ZM244 66H243V67H244ZM74 67H75V66H74ZM81 68H82V67H81ZM135 68H136V67H135ZM225 68H227V69H229V70H227V69H225ZM239 68H240V70H239ZM252 68H253V67H252ZM242 69H243V70H242ZM80 70H81V69H80ZM260 70H262V73H261V74H263V72H264V71H263V70H264V66H263V69H260ZM81 71H82V70H81ZM133 71H134V70H133ZM242 71H243L244 73H243ZM246 71H247V70H246ZM248 71H249V70H248ZM253 71H254V69H253ZM115 72H116V71H115ZM115 72H114V74H112V76H110V77L108 76L109 78H107V79H103V81H102L101 83L96 84V86L98 87L97 89H98V91L100 92L101 95H102V92H104V91H105V92H106V91H107V92H110L111 94L117 93V92H116L117 89H119L118 92H120L121 94H125L126 90L128 89V88H127V85H126V84H127L126 82H127V78H128L127 75H128V74H127V73H124V74H118V73H117V74H116ZM117 72H118V71H117ZM139 72H140V71H139ZM231 72H232V71H231ZM233 73H234V71H233ZM242 73H243V75H242ZM256 73H257V72H256ZM256 73L254 72V76H253V77L256 76ZM259 73H260V72H259ZM259 73H258L257 75L260 76V78H261V77H264L263 75L261 76ZM244 74H245V75H244ZM231 75H233V74H231ZM134 76H136V75H135V72H130V73H129V77H131V80H132V79H136ZM231 77H232V76H231ZM206 78H207V77H206ZM232 78H233V77H232ZM246 78H247V77H246ZM246 78H245V79H246ZM249 78H250V77H249ZM260 78H258V79H260ZM52 79L54 80V81L52 80L53 82L56 81V79H55L54 76H52ZM242 79H241V80H242ZM250 79H251V78H250ZM250 79L247 78V80H245L246 83H245V82H244V83H245L246 85H245L244 83L242 84L241 81H237L236 84H238V86L240 87L239 84H240V82H241V85H245V86H247L248 84H251V82L248 83V80L250 81ZM256 79H257V76H256ZM258 79H257V81H259ZM261 79H262V78H261ZM206 80H207V79H206ZM206 80H205V81H206ZM219 80L222 81L223 79H221V77H220ZM219 80H218V81H219ZM228 80H229V81H227V84H226L225 81H223V82L225 83V87H226V88H224V89H227V85H228V88L233 89L234 86L232 87V83H234V82H233L234 79H231L230 77H228ZM231 80H232V83H231L230 86H229L228 82H231ZM237 80H239V78H238ZM207 81H209V80H207ZM207 81H206V83H208V84H206V83L203 81V83H205V87H204V84H203V87L208 89V85H210V84H209V82H207ZM234 81H236V80H234ZM242 81H243V80H242ZM251 81H253V80H251ZM260 81H261V80H260ZM262 81H263V79H262ZM99 82H100V81H99ZM136 82H137V81H136ZM223 82H221L220 85H223ZM131 83H132V82H131ZM247 83H248V84H247ZM259 83H260V82H259ZM259 83H258V84H259ZM236 84H235V85H236ZM263 84H264V81H263ZM206 85H207V87H206ZM220 85L217 83V87H218V86L220 87ZM254 85H255V84H253V82H252L251 86H254ZM260 85H262V84H260ZM236 86H237V85H236ZM236 86H235V88H236ZM238 86H237V89H238ZM251 86H250V89L253 88V87L251 88ZM212 87H213V86L211 85V88H212ZM219 87H218V88H219ZM242 87H243V86H242ZM247 87L249 88V86H247ZM247 87H246V90H245L246 93L249 91V89H248V91H247ZM254 87H255V86H254ZM221 88H222V86H221ZM221 88H220L219 90L217 89L218 92L220 91V93H221V91H222ZM235 88H234V89H235ZM243 88H244V87H243ZM209 89H210V88H209ZM224 89H223V91H224ZM240 89H241V88H240ZM240 89H238V90H240ZM253 89H254V88H253ZM263 89H264V87H263ZM211 90H212V89H210V91H211ZM235 90H236V89H235ZM243 90H244V89H242V93H243ZM254 90H255V89H254ZM256 90H260V89H257V87H256ZM261 90H262V89H261ZM261 90H260V91H261ZM127 91H128V90H127ZM206 91H207V90H206ZM208 91H209V90H208ZM208 91H207V92H208ZM210 91H209V92H210ZM252 91H253V90H252ZM260 91H257V94H258L259 96H261V95L258 93V92H260ZM263 91H264V90H263ZM263 91H262V92H263ZM71 92H72V91H71ZM71 92H68L67 95H65V96H66L65 99H66L67 101H73V102H74L75 99H74L73 97H75V96H73V95L71 94ZM95 92H96V91H95ZM235 92H236V91H235ZM240 92H241V90H240ZM245 92H244V93H245ZM96 93H97V92H96ZM246 93H245V94H246ZM249 93H252L251 90L249 91ZM97 94H98V93H97ZM247 94H248V93H247ZM247 94H246V96H247V98H248V97H249V96H248L249 94H248V95H247ZM253 94H255V96H256V92L253 93ZM253 94H252V95H253ZM258 95H257V96H258ZM262 95H263V94H262ZM226 96H227L230 100H229V99L227 100V97H226ZM243 96H244V94H243ZM246 96H245V98H246ZM253 96H254V95H253ZM253 96H251V97H253ZM224 97H225V98H223V93H222V99H223V100L225 99L224 104H225L226 102H231V103H233V105H234V102L239 100V99L236 100V97L234 98V97L232 96V97L234 98V102H233V99H231L229 95H227V94L225 95V93H224ZM75 98H76V97H75ZM253 98H254V97H253ZM241 99H242V97H241ZM251 99H252V98H251ZM251 99H249V102H251V101H250ZM256 99H258V97H257ZM260 99H261V98H260ZM260 99H258L259 101H258V100H257V101L260 102ZM246 100H247V99H246ZM254 100H255V99H254ZM243 101H244V100H243ZM238 102H241V101H238ZM253 102H254V101H253ZM253 102H252L251 110L253 109V107L255 106V104H256V107H257V104H258V103H253ZM100 103H101V102H100ZM246 103H247V102H246ZM221 104H223V103H221ZM236 104L238 105V103L235 102L234 108H235V106L237 107ZM94 105H95V104H94ZM101 105H102V104H101ZM229 105H230V104H229ZM233 105L231 104L230 109H232V106H233ZM239 105H240V104H239ZM241 105H243V104H241ZM241 105H240V107L243 108V106H241ZM248 105H251V103L248 104ZM223 106H224V105H223ZM223 106L221 105V109H222V110H223ZM100 107H101V106H100ZM105 107H106V106H105ZM240 107H239V108H240ZM256 107H255V109H256ZM134 108H136V107H134ZM224 108H225V110H224L223 112H225V111L228 112V111L230 110V109L226 110V108H228V106H227V107L224 106ZM257 108H258V107H257ZM98 109H99V108H98ZM105 109H107V108H104V109H103V107H102V109H99L100 113H102L101 116H102V115H105L106 112H107V114H108L109 111H105ZM136 109H137V108H136ZM234 110H235V109H234ZM234 110L232 109V111H234ZM96 111H97V109H96ZM99 111H98V113H99ZM128 111H129V112H128V113H129L128 116H129V115H130V116H131V115H135V117H136L137 115L140 114V111H139V113L137 112L138 109H137V110H135V109H129ZM142 111H143V110H142ZM142 111H141V113H144V112H142ZM144 111H145V109H144ZM235 111H238V110H235ZM235 111H234V112H235ZM249 111H250V110H249ZM256 111H257V109H256ZM256 111H255V112H256ZM92 112H93V111H92ZM94 112H95V111H94ZM227 112L224 113V114H227L226 117H227L228 114L230 113V112H228V113H227ZM241 112H242L241 110L239 111L240 114H238V112H237V116L239 115V117H240V116H241ZM250 112H251V111H250ZM98 113H97V114H98ZM100 113H99V114H100ZM104 113H105V114H104ZM109 113H110V112H109ZM125 113H126V112H125ZM253 113H254V109H253ZM256 113H257V112H256ZM256 113H254V114H256ZM89 114H90V113H89ZM93 114H96V112L93 113ZM93 114H92V116L94 117ZM99 114L96 115V117H97V116H100ZM235 114H236V112H235ZM242 114H243V113H242ZM262 114L264 115L263 112H262ZM123 115H125V114H123ZM140 115H142V114H140ZM246 115H247V114H246ZM258 115L261 116V113H259ZM126 116H127V114H126ZM144 116H145V115H144ZM147 116H148V114H147ZM237 116H235V118H236ZM256 116H257V115H256ZM89 117H90V116H89ZM138 117H139V116H138ZM138 117H137V119H138ZM222 117L225 118L224 115H223ZM244 117H245V116H244ZM254 117H255V115L252 116V118H254ZM258 117H259V116H257L256 118H258ZM262 117H263V116H262ZM118 118H119L120 121H123V122L126 124L125 126H127V128H126V127L123 128L122 125H121L122 123H120V125H121L122 128L119 127V123H117V120H116V119H118ZM118 118L115 119V120H116V123H117V127L115 126V128H117V130H115V131L118 132L117 135H115V134H116L115 131H113V132H115V133L112 132L111 135H109V136H110V139L112 140V142L114 141L113 143H116V142L118 141V139L121 140V137L123 138V137H125V136H126V139H125V140H127V139L129 140V135H127V134H128V132H129L128 130L130 129V124L133 123V122L131 121V118H128V119H130V120H128L127 117H125V116H124V117H123V116H122V117L118 116ZM142 118H143V116H142ZM237 118H238V117H237ZM240 118H241V119H240ZM240 118H239V119L242 121V120H243L242 117H240ZM135 119H136V118H135ZM140 119H141V118H140ZM140 119H139V120H140ZM227 119L229 120V116H228ZM231 119H232V117H231ZM244 119L246 120V118H244ZM258 119H259V118H258ZM263 119H264V118H263ZM263 119H262V120H263ZM88 120L91 122L90 119H88ZM93 120H94V119H93ZM97 120H99V119H97ZM97 120H96V121H97ZM245 120H244V121H245ZM254 120H256V119H254ZM226 121H227V120H226ZM230 121H232V120H230ZM230 121H227V122H230ZM236 121H237V120H236ZM137 122H138V121H137ZM140 122H142V121H140ZM145 122H146V121H145ZM145 122H144L143 124H145ZM155 122H156V121H155ZM219 122H221V119L219 120ZM227 122H225V123H227ZM258 122H260V120H259ZM258 122L256 121L255 123L258 124ZM263 122H264V121H263ZM230 123H231L230 125H231L232 127H234L233 125H236V124H234L235 122L233 123V125H232V122H230ZM243 123L245 124V122H242V125H243ZM248 123H249V121H248ZM135 124H136V123H135ZM155 124H156V123H155ZM161 124H162V123H161ZM261 124H262V127H263L264 123L261 122ZM0 125H1V124H0ZM227 125H228L227 127H229V129H230L231 126L229 125V123H227ZM242 125H240V126H242ZM148 126H149V125H148ZM159 126H160V125H159ZM223 126H224V125H223ZM223 126H222V127H223ZM247 126H249V127H247ZM256 126H257V125H256ZM155 127H156V126H155ZM224 127H225V126H224ZM237 127L239 128V126H237ZM245 127H247V129H248V128H250V125L246 124ZM245 127H243V128L245 129ZM254 127H255V125H254ZM258 127H259V125H258ZM258 127H257V128H258ZM1 128H2V126H0V129H1ZM235 128H236V127H235ZM238 128L236 129V131L238 130L237 133H236V132H230V131H232V130L235 131L234 128H232V130L230 129L228 132L233 133V134L235 133L236 136H237L238 138H240L239 135H238V133L240 134V132H242V131H240ZM240 129H241V128H240ZM260 129H261V126H260L259 130H260ZM130 130H131V129H130ZM223 130H225V129H223ZM227 130H228V128H227ZM241 130H242V129H241ZM262 130H264V129H262ZM246 131H247V130H246ZM248 131H250V129H248ZM251 132H252V131H251ZM251 132H249L250 135H248L249 133L246 134V132H244V131L242 132L243 135H241L242 133L240 134L241 136L244 137V145H245L246 143H247V144L250 143V141L247 142V141L249 140V136H253V135H254V134H253L254 131H253V133H251ZM0 133H2V131H0ZM244 133H245L246 135H248V136H247V139H246V136H244ZM260 133H262V132H260ZM104 134H105V133H104ZM112 134H113V137H112ZM131 134H132V133H131ZM233 134H231V135L229 134V136H230L229 138L235 136V135H233ZM252 134H253V135H252ZM263 134H264V132L262 133V135H263ZM101 135H102V134H101ZM101 135H100V136H101ZM259 135H260V134H259ZM0 136H3V135H0ZM93 136H95V135H92V137L89 139V141H90L91 146H92L93 148H94V147L97 148V147L103 146L104 142H102V141L105 140L104 138H105L106 136H108V133H106L105 135H102V136H101V137L105 136V137L102 138V139H103L102 141H101V140L99 141L98 139H95ZM133 136H134V135L132 134L131 137H133ZM225 136H227V135H225ZM225 136H223L222 139L220 138V137H222V136H219V138L221 139V142H218V143H216V144H220V143L222 144V143H223L222 141L225 140ZM236 136H235V139L237 138ZM207 137H208V136H207ZM207 137H206V138H207ZM257 137H260V136L257 135ZM229 138H228L227 140H229ZM233 138H234V137H233ZM233 138H231L229 141L233 140L234 143H232V142H228V141H226V142L224 141L225 143H227L226 145H228V146H226L227 148H229V144H231V143H232V145H235V143H236L235 147L237 146V141H238V140L234 141ZM241 138H242V137H241ZM250 138H251V137H250ZM99 139H100V138H99ZM106 139H107V138H106ZM131 139H132V138H131ZM0 140H1V137H0ZM111 140H109V143H110ZM120 140H119V141H120ZM122 140H124V138H123ZM141 140H142V139H141ZM147 140H148V139H147ZM156 140H157V139H156ZM208 140H210V139H208ZM211 140H212V139H211ZM215 140H216V139H215ZM215 140H214V141H215ZM246 140H247V141H246ZM253 140L256 141V142L258 141V139H256V138L253 139ZM253 140H252V142H253ZM12 141L14 142V139H13V140L11 139V142H12ZM145 141H146V140H145ZM148 141H149V140H148ZM150 141H151V140H150ZM152 141H153V140H152ZM158 141H159V140H158ZM192 141H193V140H192ZM218 141H220V140H218ZM241 141H243V140H241ZM54 142H55V141H54ZM56 142H57V141H56ZM105 142H106V141H105ZM136 142H137V140H136ZM153 142H155V139H154ZM216 142H217V140H216ZM256 142H255V143L253 142V144H257V143H258V142H257V143H256ZM259 142H260V145H261V146L264 145V135L261 136V138H259ZM58 143H59V141H58ZM139 143H140V142H139ZM141 143H142V142H141ZM144 143H146V142H144ZM149 143H150V142H149ZM149 143H148V144H149ZM161 143H162V142H161ZM242 143H243V142H241V144H242ZM54 144H55V145H58L57 143H54ZM188 144H189V143H188ZM208 144H209V142H208ZM211 144H212V143H211ZM213 144H215V143H213ZM253 144H252V147H251V148H253ZM104 145H105V144H104ZM138 145H140V144H138ZM162 145H163V144H162ZM193 145H194V144H193ZM206 145H207V144H206ZM144 146H145V145H144ZM146 146H147V144H146ZM146 146H145V147H146ZM190 146H192V145H190ZM195 146H196V145H195ZM222 146H223V145H222ZM222 146H221V147H222ZM230 146H231V145H230ZM255 146L258 147L259 145H254V147H255ZM145 147H144V148H145ZM152 147H153V146H152ZM226 147L224 148L225 150H226ZM241 147H242V145H241ZM262 147H263V146H262ZM262 147H261V148H262ZM137 148H138V147H137ZM141 148H142V146H141ZM147 148H149V146H148ZM147 148H146V149H147ZM154 148H155V147H154ZM159 148H160V147H159ZM193 148H194V146H193ZM238 148H239V147H238ZM238 148H237V149H238ZM255 148H256V147H255ZM259 148H260V147H259ZM261 148H260V149L257 148V149H258L259 151H260V150L262 151L264 148H262V149H261ZM206 149H207V148H206ZM232 149H233V150L230 151V152H232V154H230L231 156L233 155V151H234L235 148H232ZM142 150H143V149H140V152H141ZM148 150H149V149H148ZM148 150H147V151H148ZM150 150H151V148H150ZM156 150H157V149H156ZM198 150H200V149H198V147H197V150H196V151L198 152ZM235 150H236V149H235ZM240 150H241V148H239V151H240ZM194 151H195V150H194ZM244 151H245V150H244ZM244 151H243V153H244ZM249 151H250V149H249ZM156 152H157V151H156ZM254 152H256V151H254ZM257 152H258V151H257ZM257 152H256V153H257ZM145 153H146V152H145ZM198 153H199V152H198ZM203 153H204V151H203ZM203 153H202V154H203ZM235 153H236V152H235ZM252 153H253V152H252ZM256 153H255V155H256ZM259 153H260V155H259V157H258V159H257V162H256V163L254 162L255 164H253V168H254L255 171H257V170H258L257 168H259V167H262L263 170H264V152H259ZM140 154H141V153H140ZM148 154H149V153H148ZM206 154H207V153H206ZM244 154H246V153H244ZM244 154H243V156H245ZM0 155H1V154H0ZM236 155H238V154H236ZM249 155H250V153H249ZM255 155H254V156H255ZM130 156H131V155H130ZM144 156H145V155H144ZM146 156H147V154H146ZM154 156H155V155H154ZM166 157H167V156H166ZM232 157H233V156H232ZM149 158H151V157H149ZM155 158H156V157H155ZM158 158H159V157H158ZM234 158H235V157H234ZM256 158H257V157H256ZM256 158H255V159H256ZM0 159H1V158H0ZM118 159L122 161V158H118ZM220 159H221V158H220ZM223 159H224V157L222 158V161L220 160L221 162L219 161L220 164H219L218 160H217L218 163H215V164H216L215 167H218V169L220 168L219 171H217V172H219V175L222 173V172H220V170L223 168V167L221 168L220 165H221L222 162H225V160L227 159V157H226V159H224V160H223ZM228 159H229V157H228ZM228 159H227V161H228ZM160 160H161V159H160ZM164 160H165V159H164ZM215 160H216V159H215ZM215 160H214V161H215ZM232 160H233V159H232ZM121 161H120V162H121ZM158 161H159V160H157L156 162H158ZM227 161L225 162V164L227 163ZM230 161H231V160H230ZM234 161H235V160H234ZM0 162H1V160H0ZM162 162H164V161L162 160ZM228 162H229V161H228ZM98 163H99V164H98ZM98 163H97V164H94V165H97V167L94 166V165H92V166H91V169H92L93 166H94L95 168H98V167H99V169H100V167H101V166H100V161H98ZM160 163H161V162H160ZM229 163H230V162H229ZM102 164H104V166H107L108 169L110 168L111 171H109V170H108V171L111 172L112 175H113V177H111V180H112V178H113V181H114V182L116 181V183H121V184H124V183H125L124 185H126V182H124V183L122 182V180H123V179H126V178H124L125 175L123 174V171H122V166H121L122 164L119 163V161H114V162H111V163H107L106 165H105V162H102ZM102 164H101V165H102ZM120 164H121V165H120ZM165 164H166V162H165ZM167 164H168V163H167ZM210 164H211V163H210ZM210 164H209V166H211V168H212V165H210ZM213 164H214V163H213ZM218 164H219V165H218ZM230 164H231V163H230ZM98 165H99V166H98ZM161 165H162V164H161ZM104 166H102L103 168L101 167L100 171H102V169H105V168H106V167L104 168ZM164 166H165V165H164ZM169 166H170V165H169ZM258 166H259V167H258ZM94 167H93L92 170H91L90 168H88V169H90V171L86 168V169L88 170L89 173L86 172V171L84 170V171H85V176H86V177H89L90 175H91V176H92V175L96 176V175L99 174L100 171H98V170L95 169ZM203 167H204V166H203ZM224 167H225V166H224ZM107 168L105 169V171L107 170ZM205 168H208V167L205 166ZM211 168H210L209 170H211ZM238 168H239V167H237V169H238ZM241 168H242V167H241ZM191 169H194V170H195V168H191ZM197 169H198V173H201V174H199L197 177H199L200 175L202 176L203 173H204V175H205V172H200V171L203 169L201 166H200V169H201V170H200L199 168H197ZM197 169H196V170H197ZM218 169H217V170H218ZM224 169H225V168H223V170H224ZM227 169H228V168H227ZM227 169H226V170H227ZM235 169H236V168H235ZM239 169H240V168H239ZM94 170H95V171H94ZM194 170H193V171H194ZM196 170L194 171V173H195V174H198V173L196 172ZM199 170H200V171H199ZM203 170H204V169H203ZM223 170H222V171H223ZM241 170H242V169H241ZM84 171H83L82 173H84ZM93 171H94V172H93ZM97 171H98V172H97ZM103 171H104V170H103ZM193 171H192V174H194ZM204 171H205V170H204ZM206 171H207V169H206ZM229 171H230V170H229ZM229 171L226 172V171L224 170L223 172H224V174H225V172H226V174H227ZM231 171H232V169H231ZM243 171L246 172V170H244V169H243ZM243 171H242V173H241V171H240V173L243 174ZM255 171H254V172H255ZM209 172H210V171H209ZM234 172H235V171H234ZM245 172H244V173H245ZM258 172H260V170H258ZM92 173H93V174H92ZM247 173H248V171H247ZM252 173H253V171H252ZM252 173H251V174H252ZM86 174H87V175H86ZM192 174H191V175H192ZM207 174H208V173H207ZM207 174H206L207 177H213V175L216 176V173H214V172H213V175H212V172H210V173H209L210 176H208ZM226 174H225V175H226ZM238 174H239V172H238ZM238 174L236 173V176H237ZM241 174H240L239 177L237 176V178L242 179L243 175L241 176ZM245 174H246V173H245ZM255 174H256V173H255ZM258 174H260V173H258ZM79 175H81V174H79ZM83 175H84V174H82L81 176H83ZM110 175H111V174H110ZM112 175H111V176H112ZM228 175H229V174H228ZM246 175H247V176H245V180H244V182H246V179H247V181L249 182V181H250V178H249V180H248V177L251 176V175H249V173L246 174ZM248 175H249V176H248ZM81 176H80V177H81ZM91 176H90V177H91ZM220 176H221V175H220ZM226 176H227V175H226ZM263 176H264V175H263ZM78 177H79V176H78ZM80 177H79L78 180L82 182V180H80ZM86 177L83 176V177H81V179H83V181H84V179H86ZM92 177H93V176H92ZM179 177H180V176H179ZM194 177H195V175H194ZM204 177H205V176H204ZM221 177H222V176H221ZM246 177H247V178H246ZM253 177H254V176H253V174H252V178H253ZM118 178H121L122 180H120V179H118ZM192 178H193V175H192ZM227 178H228V177H227ZM252 178H251V180H252V181H251V182H252V186H251V185H248V187L245 188V186H246L248 183H247V184H246V183H242L243 185H244V184H246V185L243 186L242 188H240V189H243V188H244L243 190H245V193H244L243 191H241V193L243 192V194H246V199H245V201H246L247 198L249 197V196H247V195H249V192L251 193V191H249V190L252 189L253 185H254V188H255V185H256V181H255V183H254L255 178H253V179H252ZM181 179L184 180L183 177H182ZM181 179H180V180H181ZM189 179H190V178H189ZM194 179H195V178H194ZM196 179H197V178H196ZM212 179L214 180V178H212ZM212 179L208 178V180L205 181L206 183H204L203 186H205L206 184L209 185V183H211L210 181H213ZM243 179H244V177H243ZM243 179H242V181H240V180H238V179L236 180V177H235V180H233V179H232V180H233L234 183H235V181H236V182H237V181L243 182ZM86 180H87V179H86ZM117 180H120V181L118 182ZM222 180H223V182H224V181H226L227 179H226V180L222 179ZM127 181H128V179H127ZM130 181H131V180H130ZM181 181H182V180H181ZM189 181H190V180H189ZM220 181H221V180H220ZM84 182H85V181H84ZM131 182H132V181H131ZM183 182H184V181H182V182H180V183L178 182V183L176 184V186H175V185L173 186V188L175 187V189H173V190H175V192L177 193L178 196L176 195V193H175L174 191H172V192H173L172 194H174V193H175V194L172 195V196H174V197L177 196L178 198L180 197V195H181V197L183 198L184 195H182V194H185V196H186V194L188 193L187 190L189 189V186H187L188 189H187V187L185 188L186 191H184L183 188H182L183 190H181V189L178 190V189H177L178 187L180 188V187L183 185ZM186 182H187V180H186ZM186 182L184 183V186L187 185V183L190 184V182H187V183H186ZM208 182H209V183H208ZM240 182H239V183H240ZM251 182H250V183H251ZM82 183H83V182H82ZM213 183H214V182H213ZM219 183L222 184V182H218V184H219ZM228 183H229V182H228ZM234 183H233V187H234ZM253 183H254V184H253ZM179 184H180V185H179ZM228 185L230 186V184H227L226 186H228ZM236 185H237V187H238L239 184L236 183ZM240 185H241V183H240ZM262 185H263V184H262ZM126 186H127V185H126ZM129 186H130V185H129ZM144 186H145V184H144L143 186L140 187V190H138V191H139V192H138L139 194L142 195L144 192H146V191H148V190H149V191L151 190V191L156 192V194H155V193L151 194L152 192H150L149 195H153V196H154V194H155V195L159 196L158 194H161V193H159V190L155 191V190H152V189H148V187H144ZM184 186H183V187H184ZM210 186H211V185H210ZM231 186H232V184H231ZM231 186H230V188H231ZM241 186H242V185H241ZM250 186H251V187H250ZM257 186H258V185H257ZM142 187H143V189L146 188V191L144 190L143 193H140L141 190L143 191ZM208 187H209V186H208ZM218 187H219V186H218ZM237 187H236V188H237ZM239 187H240V186H239ZM203 188H204V187H203ZM212 188H213V187L211 186V189H212ZM224 188H226V187L223 186V189H222V187H221L222 191L224 190ZM230 188H228V189H230ZM234 188H235V187H234ZM147 189H148V190H147ZM155 189H156V188H155ZM176 189H177V191H176ZM216 189H217V188H215V190H216ZM240 189H239V190H240ZM246 189H247V190L249 189L248 192H247ZM204 190H205V189H203L202 192H203ZM212 190H213V189H212ZM226 190H227V189H226ZM226 190H225V191H226ZM236 190H238V188H237ZM239 190H238V191H239ZM180 191H181V192H180ZM182 191H183V192H186V193H183ZM222 191H220V192L222 193ZM227 191H228V190H227ZM227 191H226V192H227ZM230 191H231V190H230ZM238 191H235L236 194H237ZM253 191H254V190H253ZM253 191H252V192H253ZM256 191H257V190H256ZM256 191H254V192H256ZM178 192H180V193H178ZM202 192H201V193H202ZM205 192H206V191H205ZM220 192H219L218 195H220ZM226 192H225V195L228 194V193H226ZM231 192H232V191H231ZM231 192H229V193H231ZM235 192H234V193H235ZM239 192H240V191H239ZM239 192H238V193H239ZM258 192H259V191H258ZM261 192H262V194H264V193H263V190H262ZM181 193H182V194H181ZM190 193H191V192H190ZM223 193H224V192H223ZM223 193H222V195H223ZM144 194H145V193H144ZM170 194H171V193H170ZM208 194H209V196L211 195V194L208 192L207 195L205 194V195H206L205 197L203 196V198H205V200H206ZM214 194H215V193H214ZM251 194H252V193H251ZM258 194H259V193H258ZM162 195H163V194H162ZM164 195H167V194H164ZM168 195H169V194H168ZM168 195H167V196H168ZM175 195H176V196H175ZM187 195H189V194H187ZM202 195H203V193H202ZM202 195H200L199 198H200V197L202 198ZM215 195H217V194H215ZM215 195H214V196H215ZM218 195H217V196H218ZM222 195H221V196H222ZM234 195H235V194H234ZM239 195H241V194H239ZM146 196H147V195H146ZM160 196H161V195H160ZM191 196L194 197V195H193V194H190V198H189V199H191V201H192V203H193V200H192ZM214 196H213L212 198H215ZM217 196H216V197H217ZM221 196H220L219 198H221ZM229 196H230V194H228V196H226L227 199H228ZM236 196H237V198H239L238 195H236ZM242 196H245V195H241V197H240V198L244 199ZM251 196H253V194H252ZM262 196H263V195H262ZM143 197H144V196H143ZM147 197H148V196H147ZM155 197H156V196H155ZM169 197H171V196H169ZM169 197H168L167 199H169ZM177 197H176V198H177ZM181 197H180V199H177V200H179V202L176 200V198H173L172 200L174 201V203H173V201H172L171 199H169V200H170V203H171V201H172V203H171L172 206L169 205L170 203L165 202L164 199H162V201L168 204V205L166 204L167 207L170 206V207L173 208V209H174V207H175L174 204L176 203V201L178 202L179 206L182 205V202L186 203V201H188V202H187L188 204L191 202V201L187 200V199H188L187 196L184 197V198L186 199V201H182V202H181V201H180V200H181ZM195 197H196V196H195ZM223 197H224V198H222V199L225 200L226 197H225V196H223ZM144 198H145V197H144ZM153 198H154V197H153ZM156 198H158V197H156ZM156 198H155V199H156ZM162 198H163V197H162ZM184 198H183V200H184ZM196 198H197V197H196ZM196 198H195V199H196ZM201 198H200V199H201ZM212 198H211V196H210V198H208V199L211 200ZM219 198H218V199H219ZM251 198H252V199H251V202H252V203H251V205H252L251 207H252V208H249V210L252 209V211H249L250 213H248V214H249V216L252 214V216H251V218H250L249 216H246V218H241V217H240L241 220L244 219L243 221L245 222V224H244L243 221H242V223L239 224V226L237 225V227L239 228V227L241 226V227H240L241 229H242V227H244V228L247 227V228H246L245 230H243V231L245 232V231L247 230V232H249V236H250V238L248 239V237H247V239H248V240H251V247H252V248L249 249L248 251H250V250L253 249V251L256 253V254L253 253V255H255V257H256V259L258 260V262H261V264H262V262H263V264H264V197H263V198H256V199H255L254 196H253V197H251ZM253 198H254V200H253ZM159 199H161V197H159ZM200 199H198V201H200ZM208 199H207V200H208ZM222 199H221V200H222ZM229 199H230V198H229ZM95 200H96V199H95ZM145 200H146V199H144V201H145ZM165 200H166V196H165ZM169 200H167V201H169ZM202 200H204V199H202ZM205 200H204V204L202 203L203 205L206 204V203H205ZM210 200H209V201H210ZM219 200H220V199H219ZM219 200H218V202H217L216 200H215V202H214V199H212L213 202L210 201V203L207 204V208L205 207L206 209H204V210L207 211V209L209 208L208 206H210V204H211V208L213 207V209H215V211L213 212L214 214H213V213H212V214H209V213H208V214L210 215L209 218H212L211 215H214V216H213V219H214L213 222H214V224H215V225L219 224L220 226H223V227L226 228L225 221H226L227 219H229V217H230L231 215H233L234 213H233V214H232V212L230 213V211H229V209H228V205H230L229 203H230L231 201H228V200H227L228 205L225 206V203H226V202H225V201H222V202H221V201H219ZM144 201H143V202H144ZM147 201H148V200H147ZM150 201H156V200H150ZM160 201H161V200H160ZM162 201H161V202H162ZM209 201H206V202H209ZM237 201H238V200H236L235 203H237ZM245 201H244V200H242V201L239 200V203L242 204V202H243V204H244ZM96 202H100V200H99V201H96ZM143 202H142V203H143ZM157 202H158V201H157ZM161 202H160V203H161ZM180 202H181V204H180ZM201 202H203V201H200V202H198V203L201 204ZM220 202H221V203H220ZM247 202L249 203V200H247ZM247 202H245V203H246V204H244L245 206H248V205H249V204L247 205ZM100 203H101V202H100ZM184 203H183V205H184ZM198 203H197V204H198ZM213 203H214V204H213ZM103 204H104V203H103ZM103 204H102V205H103ZM153 204H155V203L153 202ZM178 204H176V206H177ZM188 204H187V205L185 204V205H186L187 207H190L191 204H189L190 206H188ZM193 204H195V203H193ZM200 204H198L199 207L202 206V204H201V205H200ZM226 204H227V203H226ZM243 204H242V206H243ZM99 205H101V204H99ZM142 205H143V204H142ZM148 205H149V204H148ZM156 205H157V204H156ZM159 205H160V204H159ZM162 205L165 206V204H163V203H162ZM173 205H174V206H173ZM198 205H195V207L198 206ZM237 205H238V204H237ZM237 205H236V206H237ZM157 206H158V205H157ZM163 206H160V208H159V206H158L157 208L163 210ZM224 206L227 207V213H224V212H226V211H225L226 208H225ZM245 206H244V207H245ZM87 207H88V206H87ZM99 207H100V206H99ZM99 207H98V208H99ZM142 207H143V206H142ZM161 207H162V208H161ZM167 207L165 206V209H166ZM170 207H169V208H170ZM183 207L185 208V206H183ZM192 207H193V206H192ZM192 207H191V210H192ZM239 207H240V206H239ZM98 208H97V209H98ZM169 208H167V209L169 210ZM171 208H170V210H172ZM175 208H178V206L175 207ZM179 208H182V207H179ZM203 208H204V206H203ZM203 208L201 207V208H198V209H199V211H200L201 209H202V211H204ZM240 208H241V207H240ZM240 208H239V209H240ZM245 208L247 209V207H245ZM245 208H244V209H245ZM142 209H143V208H142ZM159 209H158V210L156 209V210L159 211ZM165 209H164V211H165ZM185 209H186V208H185ZM189 209H190V208H189ZM198 209H194V208H193L192 212H194L195 210H196V212H197ZM213 209H211V210H213ZM239 209H238V210H239ZM242 209H243V208H242ZM244 209H243V211L246 210V209H245V210H244ZM131 210H132V209H131ZM134 210H135V209H134ZM134 210H133V211H134ZM161 210H160V211H161ZM180 210H182V209H180ZM191 210H190V211H191ZM238 210H237V211H238ZM139 211H142V210H140V208H139V209H138V213H139ZM176 211H177V209H176V210L174 209V212H173V210H172L171 212L175 213ZM178 211H179V210H178ZM178 211H177V212H178ZM206 211H205V212H206ZM208 211H209V210H208ZM223 211H224V212H223ZM228 211H229V212H228ZM237 211H236V212H237ZM239 211H241V210H239ZM243 211H242V212H243ZM246 211H247V210H246ZM135 212H137V210H136ZM166 212H167V211H166ZM169 212H170V211H169ZM169 212H168V214H170ZM177 212H176V213H177ZM183 212H184V211H183ZM196 212H195V213H196ZM211 212H212V211H210V213H211ZM247 212H248V211H247ZM247 212H246V213H247ZM251 212H252V213H251ZM15 213L17 214L18 211L15 212ZM15 213H14V214H15ZM51 213H53V212L47 213V215H48V214H51ZM54 213H55V212H54ZM91 213H93V212H91ZM157 213H158V212H157ZM157 213H156V214H157ZM180 213H181V212H180ZM180 213H178V214H180ZM195 213H194V214H195ZM199 213H200V212H199ZM206 213H207V212H206ZM223 213L226 214V215L229 213L230 215H228L229 217H226V215H223ZM243 213H244V215L246 214L245 212H243ZM19 214H20V212H19ZM19 214H18V215H19ZM55 214H57V213H55ZM55 214H54V215H55ZM95 214L97 215L98 213H95ZM95 214H94V215H95ZM119 214H120V213H119ZM154 214H155V213H154ZM158 214H160V216L162 215V213H158ZM158 214H157V216H158ZM168 214H167V215H168ZM171 214H172V213H171ZM171 214H170V215H171ZM181 214H182V213H181ZM192 214H193V213H192ZM194 214H193V215H194ZM196 214H197V213H196ZM201 214L205 215V214L202 213V212H201ZM201 214H200V215H201ZM248 214H246V215H248ZM10 215H11V214H10ZM10 215H8V217H6V218L12 220V219H11L12 216H11V218H10ZM54 215H53V216H54ZM85 215H86V214H85ZM85 215H84V216H85ZM88 215H90V214H88ZM120 215H121V214H120ZM120 215H119V216H120ZM133 215H134V214H133ZM137 215H138V214H137ZM164 215H165V214H163V216H164ZM170 215H169L168 217H170V219H172L173 217L171 218ZM174 215H175V214H174ZM174 215H173V216H174ZM203 215H202V216H203ZM209 215H208V216H209ZM238 215H239V213H238ZM42 216H44V215H41L40 218H41ZM45 216H46V215H45ZM49 216H50V218H51L50 220H51L52 223H53V222H54V221L52 220V219H53V218H52L53 216H52V215H49ZM116 216H117V215H116ZM121 216H122V215H121ZM124 216H125L126 218H128V219L132 217V216H131V217H130V216L128 217L127 215H123V217H124ZM140 216H141V215H139V217H140ZM196 216H197V215H196ZM196 216H195V217H196ZM239 216H240V215H239ZM241 216H242V215H241ZM14 217H15V216H14ZM14 217H13V218H14ZM86 217H88V216H86ZM89 217H91V215H90ZM89 217H88V220H89V221H90L91 218L93 219V216H92L90 219H89ZM105 217H107V216H105ZM125 217H124V220L126 221L127 219H125ZM133 217L135 218L136 216H133ZM139 217H138L137 219H134V220H136V221L138 222V223H137V222H134V223H133V224L137 223V225H135V226H136V229L133 228V229L131 230V235L129 234L133 239H132L131 237H128L129 235L127 236V233H129L130 231H129V232L126 231V230H125L126 227H125V228L120 227V228H118V230L116 229V231H118V232H119V229H120V230L123 229L122 231H124L125 233L127 232L126 234H124V232L120 233V236H123L122 234H124V236L126 235L128 239L130 238V239L133 240V242H132V241L129 239V240H130L129 242H131V243H133V244L136 243V246H137V244H139V243H138L139 241L137 242V239H138V238H143V239L145 238V239H146V238L148 237L149 240L152 241L155 237H157V236H155V235H156L155 233L159 232V231H160V230H159L160 228H161V229H162V228L164 229V228H165L164 226H167V225H166L167 223H165V224H163V227L160 226V227L158 228V230H157V228L155 227L156 224H153L152 226H154V227H155V230H157V232L154 231V233H152V235L154 236V238H153V236H152L151 234H150V235H151V236H150L148 233H146V232H148L149 230H150V232H153V231H151V230H152L154 227L152 228V227L150 226L152 229L149 228L148 231H147V228H148V227L146 228V227L142 226V227H144V228L146 229V232H145V230H143V228H141L142 231L144 232V233H143V232H141V233H143V234H148V235H145V236L143 237V234L140 233V236H139V234L137 233L138 236H137V234H136V235H135V236H136V237H135L136 239H135V238L132 236V232H133V230H137V229H138V230L141 231L140 227H141L142 224H140V220L142 219V220H141V223H144V221H146V219H145L144 217H142V216H141V219L139 220ZM158 217H159V216H158ZM165 217H166V216H165ZM176 217H177V215H175V218H176ZM179 217H180V216H179ZM179 217H178V218H179ZM203 217H204V216H203ZM225 217H226V218H225ZM234 217H235V216H234ZM234 217L231 216L230 219H229L228 221L230 222V220H231V219H234ZM248 217H249V218H248ZM48 218H49V217H48ZM56 218H57V216H56ZM58 218H59V217H58ZM58 218H57L58 221H59V220L62 221V218H61V219H60V218L58 219ZM78 218H79V217H78ZM83 218H84V217H83ZM112 218H113V217H112ZM117 218L119 219L120 217L117 216ZM175 218H173V220H176ZM178 218H177V219H178ZM206 218H207V216H206ZM206 218H204L203 220H204V221L207 220ZM209 218H208V219H209ZM235 218H236V217H235ZM237 218H238V217H237ZM4 219H5V218H4ZM4 219H1L0 222H2V220H4ZM14 219H15V218H14ZM42 219H43V218H42ZM79 219H80V218H79ZM84 219H86V221L89 222V221L87 220V218H84ZM118 219H117V220H118ZM120 219L123 221L122 218H120ZM120 219H119L118 221L122 222ZM143 219H145V220H143ZM170 219H168V220L170 221ZM213 219H212V220H213ZM225 219H226V220H225ZM245 219H246V220H247V219H248V220L251 219V223H250L248 226H247V224L250 222V220L247 221V223H246ZM46 220H47V218H46ZM48 220H49V219H48ZM93 220H94V219H93ZM131 220H132V218H131ZM138 220H139V221H138ZM149 220H150V219H147L146 224H149V225H150L151 221H150V223H148ZM209 220L211 221V219H209ZM209 220H208V221H205V222L207 223V222H209ZM237 220L241 221L240 219H237ZM4 221H6V220H4ZM51 221H50V222H49V221H48V222L46 221V223H51ZM60 221H59V222H60ZM94 221H95V220H94ZM102 221H103V220H102ZM127 221H130V220H127ZM132 221H133V220H132ZM162 221H163V220H162ZM7 222L9 223L10 221L8 220V221H6V223H7ZM42 222H43V221H42ZM59 222H58V224L56 225L57 228H59V224L62 223V222H60V223H59ZM87 222H86V223H87ZM153 222H154V221H153ZM157 222H158V221H157ZM159 222H160V221H159ZM173 222H174V221H173ZM177 222H178V220H177ZM229 222H228V223H229ZM3 223H4V222H2V225H3ZM8 223H7V224H8ZM43 223L47 226V228H49V227L51 228V226L47 225V224L45 223V221H44ZM64 223H65V222H64ZM77 223H79L78 225H80V223H83V222L78 221V222H76L75 224H77ZM101 223H103V222H101ZM105 223H107V222H104L103 224H105ZM154 223H155V222H154ZM162 223H163V222H162ZM170 223H171V221H170ZM174 223H176V222H174ZM216 223H217V224H216ZM236 223L238 224V222H236ZM236 223H234L232 226H233V227H236V226H235ZM7 224H6V226H7ZM66 224H67V223H66ZM96 224H98V223H96ZM126 224H127V223H126ZM158 224H160V223H158ZM202 224H203V221H202ZM230 224H231V223H230ZM242 224H244V225H246V226H243ZM83 225H85V223H84ZM101 225H102V224H101ZM109 225H110V224H109ZM120 225H121V224H120ZM128 225H129V224H128ZM128 225H126V226L129 228ZM139 225H140V227H139ZM144 225H145V224H144ZM168 225H169V222H168ZM174 225H175V224H174ZM178 225H179V224H178ZM215 225H214V226H213V225L210 226L211 228L207 227V229L209 228V230H207V233L204 232V233H205L204 235H208V236H210V235H211V232H209V234H210V235H209V234H208V231H212V230H213V227H215ZM4 226H5V224H4ZM48 226H49V227H48ZM53 226H54V225H53ZM60 226H61V224H60ZM94 226H95V225H94ZM115 226H117V225H115ZM135 226H134V227H135ZM158 226H159V225H157V227H158ZM172 226H173V225H172ZM204 226H205V223H204ZM204 226H203V228H204ZM230 226H231V225H230ZM232 226H231V228H233ZM66 227H67V226H66ZM138 227H139V228H138ZM205 227H206V226H205ZM218 227H219V226H218ZM228 227H229V226H228ZM1 228H2V231H3V227H0V229H1ZM47 228H46V229H47ZM53 228H55V227H52V229H53ZM95 228H96V226H95ZM95 228H92V229H93L92 232H95L96 230H101V229H102V227H100V226H99V228H96V230H95ZM100 228H101V229H100ZM121 228H122V229H121ZM128 228H127V230H128ZM166 228H167V227H166ZM215 228H216V227H215ZM240 228H239V231H238V230H235L236 228H233V229L235 230V232L237 231V238H238V239L236 238V240H238V241H240V239H241V238L239 239L240 235H239V233H238V232L241 231ZM112 229L115 230L114 228H112ZM130 229H131V228H130ZM222 229H223V228H222ZM50 230H51V229H50ZM58 230H59V229H58ZM61 230H62V229H61ZM61 230H59V231H61ZM85 230H86V228H85ZM90 230H91V229H90ZM153 230H154V229H153ZM167 230H168V229H167ZM167 230H166V232H168ZM177 230H178V229H177ZM205 230H206V229H205ZM218 230H219V229L217 228V231H218ZM220 230H221V229H220ZM226 230H227V229H225V231H226ZM234 230H233V232H234ZM48 231H49V230H48ZM54 231H55V230H54ZM81 231H82V230H81ZM101 231L103 232V230H101ZM163 231L165 232V230H163ZM163 231H162V232H163ZM170 231H171V230H170ZM170 231H169V232H170ZM181 231H182V230H181ZM229 231H230V230H227V232H229ZM82 232H83V231H82ZM114 232H115V231H114ZM137 232H138V231H137ZM150 232H149V233H150ZM162 232H161V233L159 232V233H160V234H163ZM202 232H203V231H202ZM219 232H220V231H219ZM221 232L224 233L223 230H221ZM227 232H225V233H227ZM83 233H84V232H83ZM83 233L80 234L79 237H81L82 235H85V233H84V234H83ZM86 233H87V232H86ZM90 233H91V232H90ZM135 233H136V232H135ZM171 233H172V231H171ZM214 233H215V231H214ZM217 233H218V232H216V235H217ZM231 233H232V232H230V234H229V235H231V236H230V237L228 236L227 239L223 238V239H225L226 241L229 240L231 245H228V246H227V244L229 243V241H227L228 243H226V241H225L226 245L223 244L224 241H223V239H221V240H219L220 243H218V245H216V247H214V248H213V246H212L211 248H209L210 246L207 247V245L203 244L204 242H206V239H207V238L209 239L208 242L212 241L210 237L202 235V239H204V240H203V243H202V242H201L202 240H201V238H200L201 236L199 235L200 233H199V234L196 233V234L199 235V236L194 235V238L196 239V236H197V237L200 239V241H199L198 239H196V240L198 241V242H196V240H195L194 238H192V240L187 241L189 244L186 243V242H185V243H186V244H185V243L183 242L184 247L188 244V245L191 246L193 249H189V247L187 246V247H188L187 250H186L185 248H184V250L180 248L181 250L179 249V251L177 250V249H178V246L176 247V245H178V243H179V244H180V243L182 244V241H181L180 239H179L180 242H178V243L176 242L177 244L174 243L175 245L173 244L172 241H170V243H171V242H172V243L169 244V246H166V247H165V248L169 247L168 249H165L164 246L162 247V245H164V243L161 244L160 246H159V244L157 245V242L154 243V245H148V244H144L145 240L142 239L143 242H140V245H139L137 248H136V246H135L136 249L134 248V245H133V247H132V246L129 247V249H132V248H133V250H134L132 253H129V252H126L127 248H125L124 245H125L127 242H125V238H124V242L122 241L124 247L122 246V248H121V247L119 246L120 243H119L118 245L116 244V246H119L118 249H119L120 251H122V249L125 248L124 253L126 252L125 254H127V255H128V253L131 254V256L133 255L134 257H135V255H137L136 258H132L131 256H128L129 259H130V260L128 261V260H127L128 257H127L123 252H119V251H117V252L120 253L119 256H121V254H123V255L126 256V259H124V260H126L125 262H124L123 259H122L123 262H122V261L119 262V261L116 260V259H115V261H109V262H95V261H96V260H95V259H96V256H95V258L93 259V262H89V264H240V262H241V263H242V262H247V259H249V257L246 258V259H244V256H242V254H241V253H244L245 256H248V255H247L248 251H247V253H245V252H246L245 250L248 249V248L246 249V246H248V245H246L247 243H246V244L243 243V246H241V245H240V242H239V244L237 243V245H236V244H235V243H236V240H235L234 234H231ZM240 233H242V232H240ZM88 234H89V233H88ZM88 234H86V235L88 236ZM93 234H94V233H93ZM218 234H219V236H220L219 239H220L221 237H223L222 234H221L222 236L220 235V233H218ZM244 234H245V237H246V233H243L242 235H244ZM77 235H78V234H77ZM91 235H92V233L90 234V237H91ZM106 235H108V234H106ZM158 235H159V234H158ZM172 235H174V232H173ZM216 235H214V236H216ZM232 235H233V238H231ZM103 236H105V235H103ZM103 236H101V238L99 239L100 241L98 240V242H102L101 240L103 239V238H102ZM108 236H109V235H108ZM146 236H147V237H146ZM184 236H186V235H184ZM211 236H212V235H211ZM235 236H236V234H235ZM238 236H239V237H238ZM83 237H84V236H82L81 239H82ZM97 237L99 238V236H97ZM112 237H114V235H113ZM116 237H118V236H116ZM137 237H138V238H137ZM150 237H151L152 240L150 239ZM162 237H163V238L165 237V233H164V235H162ZM162 237H160V239H162ZM170 237H171V236L165 237V238H166V241H167L165 244L168 243V241L170 240ZM180 237H182V236H180ZM186 237H187V236H186ZM212 237H213V236H212ZM225 237H226V236H225ZM242 237H244V236H242ZM245 237H244V238H245ZM122 238H123V237H122ZM165 238H164V239H165ZM167 238H169V240H168ZM173 238H174V236H173ZM205 238H206V239H205ZM228 238H230V239H228ZM244 238H243V239H244ZM107 239H109V237H108ZM107 239H105V240H107ZM114 239H115V238H114ZM114 239L112 238V241H113V242H114ZM118 239H119V238H118ZM156 239H157V241H158L159 236H158V238H155L154 240H156ZM189 239H191V238H189ZM216 239H217V236H216ZM233 239L235 240V242H234ZM243 239H241V240H243ZM92 240H93V238H92ZM103 240H104V239H103ZM110 240H111V239H110ZM134 240H135V241H134ZM140 240H141V239H140ZM147 240H148V239H147ZM171 240H172V237H171ZM193 240H194L197 244H195V242H194ZM214 240H215V239H214ZM244 240H246V239H244ZM244 240H243V241H244ZM108 241H109V240H108ZM112 241H109V242H112ZM120 241H121V239H120ZM120 241H119V242H120ZM183 241H184V237H183ZM191 241H192V242H191ZM219 241H218V242H219ZM243 241H241V244H242ZM104 242L106 243V241H104ZM109 242H107V244H105V243H101V244H102L104 247H105V245L108 247V246H109L108 244H110ZM134 242H135V243H134ZM148 242H149V241H148ZM152 242H155V241H152ZM152 242H150V244H151ZM163 242H164V241H163ZM199 242H200V244L202 243L201 246H204V247H198V246H200V245L198 244ZM208 242H206V243H208ZM212 242L214 243V241H212ZM212 242H211V244L213 245ZM122 243H121V244H122ZM124 243H125V244H124ZM131 243H130V245H131ZM141 243L144 244V245H141ZM160 243H161V242H160ZM191 243H194V244H193L194 246H192ZM91 244H93V241H92ZM97 244H98V243H97ZM104 244H105V245H104ZM112 244H113V243H112ZM127 244H129V243H127ZM155 244H156V245H155ZM172 244H173V245H172ZM181 244L179 245L180 247H181ZM190 244H191V245H190ZM219 244H222V245H219ZM248 244H250V242H249ZM99 245H100V244H99ZM99 245H98V246H99ZM170 245L174 246V248H170ZM195 245H196V246L198 245V246H197L196 248H194ZM209 245H210V243H209ZM239 245H240V248H239ZM92 246H93V245H91V247H92ZM95 246H96V242H95L94 247H95ZM98 246H97V247H98ZM103 246H102L101 248H103ZM126 246H128V245H126ZM224 246H225V247H224ZM94 247H93V249H94ZM97 247H96V248H97ZM114 247H115V245L112 246V245L110 244V246H109L108 248H106V247H105V248H106V249H109V250H112V249L114 250ZM175 247H176V248H175ZM191 247H190V248H191ZM206 247H207V248H206ZM241 247H242V248L245 247V248H243V250L245 249V250H244L245 252H243V250L241 249ZM248 247H250V246H248ZM63 248H64V247H63ZM65 248H66V247H65ZM88 248H90V247H88ZM96 248H95V249H96ZM120 248H121V249H120ZM182 248H183V246H182ZM129 249H128V250H129ZM66 250H67V248H66ZM88 250H89V249H88ZM90 250L92 251V249H90ZM90 250H89V252H90ZM101 250H102V251L100 252V251H99V248H98V249H97L98 252H97V251H94V250H93V251H94V254H95V252H97L96 254L98 255L99 253H102V252H103V249H101ZM104 250H105V249H104ZM116 250H117V249H116ZM93 251H92V253H93ZM105 251L107 252L108 250H105ZM105 251H104L103 253H105ZM135 251H136V252H135ZM253 251H252V252H253ZM115 252H116V251H115ZM115 252H114V251L112 252V256H113V253H115ZM130 252H131V251H130ZM181 252H183V253L185 254V259H184V260H185V261L187 260V262H184V260L181 258L182 256H184V254H182ZM65 253H66V251H65V249H64V253H61L62 255H60L58 258H60V260H61V259H67V258H69V257H67V256H69V255H68V254L65 255ZM80 254H81V253H80ZM80 254H77V255H78V258H77V256H75L76 258L74 257L75 260H76V259H77V260H78V259H79V260H80V259L83 260V258L86 259V257L88 258V257H90V256L92 255V254L89 253V254H90L89 256H87V255H88V254H87L86 257H84L85 255H83V258H79ZM85 254H86V253H85ZM181 254H182V255H181ZM117 255H118V254H116V256H117ZM250 255H251V254H250ZM81 256H82V254H81ZM99 256H100V255H99ZM101 256H103V254H102ZM119 256H118V258H120ZM63 257H65V258H63ZM66 257H67V258H66ZM92 257H94V256L92 255ZM97 257H98V256H97ZM122 257H123V256H122ZM130 257L132 258V260H131ZM99 258H100V257H99ZM114 258H117V257H114ZM114 258H113V259H114ZM123 258H124V257H123ZM183 258H184V257H183ZM120 259H121V258H120ZM133 259H134V260H133ZM252 259H255V258H250V261H251ZM54 261H55V260H54ZM54 261H53V262H54ZM84 261H85V260H84ZM252 261H253V262H256V260H255V261L252 260ZM50 262H51V261H50ZM50 262H49V263H50ZM56 262H57V261H56ZM59 262H61V261H59ZM67 262H68V260H67ZM69 262H70V261H69ZM71 263H72V262H71ZM47 264H48V261H47ZM50 264H51V263H50ZM252 264H253V263H252ZM254 264H255V263H254Z\"/></svg>","mask_w":264,"mask_h":264}]
</instances>
